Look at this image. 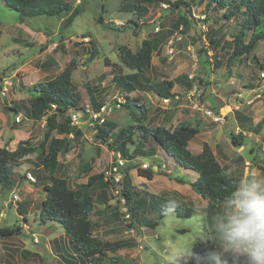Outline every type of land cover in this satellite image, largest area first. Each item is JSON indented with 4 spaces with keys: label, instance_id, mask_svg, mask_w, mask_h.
<instances>
[{
    "label": "rangeland",
    "instance_id": "obj_1",
    "mask_svg": "<svg viewBox=\"0 0 264 264\" xmlns=\"http://www.w3.org/2000/svg\"><path fill=\"white\" fill-rule=\"evenodd\" d=\"M69 1L74 7L78 6L81 13L64 27L66 15L22 19L17 10L0 0V79L13 81L7 96L1 95L0 88V146L13 150L20 141L29 140L38 146L46 139L47 115L31 117L25 107H29V99L35 94V84L53 78L74 59L73 83L82 95L81 106L97 110L92 101L94 97L96 105L113 107L104 122L112 129L110 142L121 130L129 128L134 132L133 141L128 144L131 153L143 141L144 150L152 153L146 157L154 161V167L167 164L163 170L152 168L156 175L151 180L135 175L134 188L140 193L144 188L166 198L162 205L151 201L142 209L139 221L126 218L124 198L115 195L113 187L106 188V203L97 199L101 194L99 185L84 189L94 197L97 212L92 213L91 219L95 237L104 242L119 243V248L102 256L104 262L112 257L115 264H166L170 252L186 246L179 264H188L195 247L213 245L209 239L211 223L206 208L199 210L204 198H199L191 184L196 174L166 156L153 139L144 137L145 132L140 126L161 125L174 129L180 124H196L202 127L203 133L191 141V150L195 152L194 146L203 139L215 152L216 142H226V151L230 155L242 149L246 155V161L242 163L229 164L217 154L222 164L228 165L231 174L243 177L246 171V177L258 176L253 171L258 169L257 166L264 175V129L257 132L260 142L256 140V134L248 133L253 137L245 135V147H235L231 133H239L240 129L234 125L231 114L226 122L210 123L205 110L193 103L192 97L187 98L186 90L165 102L154 91L145 90L143 85L148 81L185 75L181 82L187 88L189 83L193 89L197 87L195 93L200 100L203 97L205 102L209 99L211 105H215L217 97L225 98L227 108L224 111L229 110V106L233 110L250 109L252 120L256 122L264 116V38L249 55L233 57V41L241 29V21L226 16L225 7L217 10L213 8L214 4L208 6V0H186L188 4L177 8L163 3L148 4L149 12L143 18L132 11L131 5L139 0ZM101 16L103 21L99 22ZM253 33L252 29L248 31L246 42ZM179 36L182 39H178ZM146 38L158 39L153 66L139 75L137 89L129 93L114 79L117 74L135 72L122 62L119 47L126 45L137 51ZM213 38L218 42L216 47L211 46ZM202 47L208 51L201 53ZM190 75L194 79H190ZM177 89L176 85L174 90ZM193 93L190 91L189 95ZM236 102L240 104L238 108L234 106ZM12 107H19V113L24 116L21 122L15 121L17 112ZM73 112L78 110L70 111ZM89 118L88 113L76 123L83 133L77 137L70 135L71 149L59 154L60 164L54 173L40 166L36 153H32L15 166L12 184L0 185V227L19 228L12 236L0 237V264H92L83 260L82 252L69 241L60 222H45L40 217L41 203L47 195L45 185L51 183L53 176L65 178L70 187L77 188L87 184L91 175L104 173L115 158L114 150L96 137L95 123ZM52 137L64 135L54 131ZM139 158L142 161L145 157ZM141 161L134 164L137 170L143 168ZM27 172L36 181L29 180ZM14 192L21 196L18 206L24 212L13 202ZM169 200L181 207L192 208L193 215L182 216L176 211L166 214ZM108 204L116 208L104 209ZM161 211H164L163 216ZM143 214L150 222H158L157 226H147Z\"/></svg>",
    "mask_w": 264,
    "mask_h": 264
},
{
    "label": "trees",
    "instance_id": "obj_2",
    "mask_svg": "<svg viewBox=\"0 0 264 264\" xmlns=\"http://www.w3.org/2000/svg\"><path fill=\"white\" fill-rule=\"evenodd\" d=\"M6 3L17 10L21 18L48 15L61 16L66 15L65 25L73 22L74 18L81 13L80 8L74 7L69 0H5ZM195 1V0H192ZM186 0H139L132 6L139 18H143L149 12L148 4H167L170 8H177L188 4ZM214 9L227 8L226 16L230 18H238L241 22V29L234 37L233 57L247 56L255 49L257 43L264 38V0H208V6L213 5ZM167 8V7H166ZM164 9V8H163ZM99 22L103 21V17H99ZM187 21V20H186ZM180 24V23H179ZM179 24L175 26L178 27ZM1 26V20H0ZM260 29L256 31V29ZM252 29L254 33L248 42L245 41L248 31ZM1 34V30H0ZM156 38H146L142 41L140 48L133 51L126 45L119 47V53L122 62L134 73L117 74L115 81L123 86L129 93L137 89L139 75L151 69L154 51L156 48ZM217 41L211 39V46L216 47ZM92 48L95 45L92 42ZM208 50L204 47L200 52L206 53ZM117 66V65H115ZM264 66V65H263ZM262 66V67H263ZM76 68L75 60H71L63 70L53 78L35 84V94L29 99V107H25L27 114L31 117L40 118L47 115L48 131L46 139L35 145L29 140L20 141L18 146L11 150L5 146H0V185L3 187L12 184L17 163L25 159L29 154L36 153V157L40 166L46 168L49 172H55L60 161L58 159L60 153H66L71 149L72 141L70 135L74 137L82 135L81 128L72 123L71 110L85 111V107L81 106L82 95L73 83V72ZM185 75L178 76L176 79H163L158 82L148 81L143 85L147 91H154L162 98H174L176 93L173 91L174 86L182 81ZM189 88H193L192 83L188 84ZM95 109L99 110L102 105L95 104V98L92 97ZM203 102V98H201ZM132 108L130 104L127 105ZM140 106V105H138ZM214 109L212 106H208ZM19 114V107H12ZM216 110V109H215ZM21 114V113H20ZM62 117L61 120L59 118ZM96 126V137L102 143L107 144L114 152L120 151L125 158L135 159L139 156H151L152 153L145 149L143 141L139 142L136 149L131 153L128 149L129 142L133 141V130H121L110 142V136H113L112 129L106 124ZM264 127V116L255 125L254 130L260 132ZM145 132L144 137L153 139L169 156L186 169H191L199 174V177L191 182L192 187L208 201L206 211L209 221L212 225L215 216L223 211V199L233 189L235 182L241 177L231 174L218 160L217 155L213 151L208 142L203 143V149L199 153L192 152L188 145L199 132L200 127L190 124H180L174 129L164 126L145 127L140 126ZM64 135V137H52V133ZM245 135L241 132L231 133V140L234 146L240 147L244 144ZM154 152V151H152ZM236 159L244 161L241 154L236 155ZM134 164L131 163L125 168L123 186L121 190L122 196L126 199V206L131 212L133 219L138 220L142 209L147 207L149 203L155 202L162 205L166 198L151 194L145 189L135 192V188L129 174ZM139 174L148 179H153L156 172L151 169H139ZM99 185L101 194L97 199L107 202L106 188L109 186L116 187L109 180L104 179V173L91 175L87 184L78 185L77 188L70 187L65 178L52 177L51 183L45 185L47 192L46 198L42 201L40 207V217L42 221H56L63 225L65 234L69 240L74 243L79 251L82 252L83 260H88L92 264H115L116 261L112 257L108 262H104L103 255L109 250L119 248L118 244L104 242L98 240L95 235V225L91 219V215L95 211L94 197L87 193L84 189ZM113 187V188H114ZM137 195V196H136ZM105 196V197H103ZM177 205V204H176ZM116 206L105 205L104 209L109 210ZM21 212V206H18ZM175 211L178 215H193L194 210L188 207L177 205ZM163 216L164 211L160 212ZM26 218V217H25ZM147 226L155 228L158 222H150L149 218L143 214ZM19 228L0 227V237H8L15 234ZM213 245L208 247L197 246L192 252V259L188 264H213L209 253L213 249ZM230 264V261H229Z\"/></svg>",
    "mask_w": 264,
    "mask_h": 264
},
{
    "label": "clouds",
    "instance_id": "obj_3",
    "mask_svg": "<svg viewBox=\"0 0 264 264\" xmlns=\"http://www.w3.org/2000/svg\"><path fill=\"white\" fill-rule=\"evenodd\" d=\"M176 202L169 200L166 214ZM209 239L213 264H264V175L241 176L223 199V211L214 217ZM186 246L170 252L166 264H179Z\"/></svg>",
    "mask_w": 264,
    "mask_h": 264
},
{
    "label": "built area",
    "instance_id": "obj_4",
    "mask_svg": "<svg viewBox=\"0 0 264 264\" xmlns=\"http://www.w3.org/2000/svg\"><path fill=\"white\" fill-rule=\"evenodd\" d=\"M160 27H157V30H159ZM178 39H182L181 36L178 37ZM170 45H172V42L170 43ZM262 77L264 78V71L262 72ZM190 79H194L193 75H190ZM13 87V81L10 78H2L0 79V88H1V95L3 96H7V94L9 93L10 89ZM196 89L197 87L194 88V92L193 94L189 95V99H191L190 97L193 98L194 102L196 103V105L199 108H202V110H205V114L211 118V120L213 122H226L227 120V116L226 114L221 113L220 111H217L215 109H212L208 106H206L200 99L199 97H197L196 95ZM163 100L165 102H170L171 98H163ZM121 102H118L117 105H121ZM113 107H108V105H102V107H100L99 110H94V109H90V108H85V111H78V112H73L71 113V117H72V123L76 124L78 123V120L81 117H85V115H87L89 113V119L95 123V124H99L102 125L104 124V122H106V115L108 113H110V111L112 110ZM23 115L22 114H17L14 119L16 122H21L23 119ZM141 161L140 158L137 159H130V158H125L122 153L120 151L115 152V158L111 161L108 169H106V171L104 172V179L105 180H109L113 185H116V187H114V194L115 195H121V190H122V186H123V179H124V171L125 168L128 166L129 162L135 164L137 162ZM141 166L143 168H156L153 166V160H149V159H143L141 161ZM27 178L29 180L32 181H36L35 177L30 173L27 172L26 173ZM13 202L16 204V206L18 207V203L22 200L21 196L17 193L14 192L13 193ZM124 199V207H123V213L126 216V218H131V212L129 210V208L126 206V199L124 196H122ZM38 240V238H37Z\"/></svg>",
    "mask_w": 264,
    "mask_h": 264
},
{
    "label": "crops",
    "instance_id": "obj_5",
    "mask_svg": "<svg viewBox=\"0 0 264 264\" xmlns=\"http://www.w3.org/2000/svg\"><path fill=\"white\" fill-rule=\"evenodd\" d=\"M153 66V65H152ZM176 85L179 87V89H177V91H175L174 90V88H173V91H175V93H176V95H179L178 94V92H182L183 90H186L185 92L187 93V98H188V96H189V93H190V91L192 92V90H194L193 88H187L186 87V84L184 83V82H181V81H179L178 83H176ZM175 85V86H176ZM174 86V87H175ZM187 86H189V85H187ZM252 94H254V93H252ZM175 95V96H176ZM203 98V97H202ZM220 98H222V97H220ZM219 97H217V99H216V104L215 105H211V102H210V100L209 99H207L206 101L207 102H205V100H204V98H203V103L206 105V106H212L214 109H216L217 111H220L221 113H224V114H226V116H227V119H228V116H230L229 114H231V116L233 117V119H234V125L236 126V128L237 129H240V132L241 133H243L244 135H246V136H248V133L249 134H252V135H255V137H256V140L257 141H259L260 142V135H258V133H261V131L264 129V127H263V129L260 131V132H258L257 133V130L255 131L254 130V127H255V125L263 118L262 116L258 119V121H256V122H254L253 120H252V116H251V110L250 109H245V110H243V109H234L233 110V108H231V106H229V110H227V111H224L223 109H226L227 108V106H225L226 104V99L225 98H222V99H220ZM239 103H242V101L240 100L239 101ZM238 102H236V104L234 105L235 107H237L238 108V105H240ZM229 105V104H228ZM208 117V116H207ZM209 118V120H210V123L212 122V123H216V122H213L212 120H211V118L210 117H208ZM190 120H193V118H191ZM190 125H192V126H196V124L194 125V124H190ZM251 125H253V126H251ZM250 127H252V128H250ZM200 133H203V129H202V127H200V132L195 136V137H197ZM232 133H234V132H232ZM252 135H250V136H248V137H253ZM194 137V138H195ZM193 138V139H194ZM192 139V140H193ZM192 140H190V142H189V145H188V147H189V149L191 150V141ZM232 141V140H231ZM204 142H208V141H206V140H202V141H200L198 144H196L195 146H194V153H199V152H201L202 151V149H203V143ZM209 143V142H208ZM210 144V143H209ZM211 145V144H210ZM225 145H226V142L225 143H218V142H216V144H215V148L217 149V152H215L214 151V149H213V147H212V145H211V147H212V149H213V151L215 152V154L217 155V158H218V154H220V155H222V159H224L226 162H228L229 164H232V163H242V162H245L246 160H244V161H241V160H239V159H236V155L237 154H241L243 157H244V159H246V155L243 153V151H241L240 149L238 150H236L235 151V153H233V155H230L231 153H229L228 151H226L227 149H226V147H225ZM228 146V145H227ZM236 147V146H235ZM240 147H245V142H244V144L242 145V146H240ZM192 151V150H191ZM193 152V151H192ZM218 153V154H217ZM165 154H166V156H168V157H171V158H173L172 156H169L166 152H165ZM137 158H139V157H136L135 159H137ZM175 160V159H174ZM218 160L220 161V159L218 158ZM140 162V161H139ZM221 162V161H220ZM177 163V162H176ZM249 163V162H248ZM153 164H154V161H153ZM178 164V163H177ZM221 164H222V162H221ZM179 165V164H178ZM223 165V164H222ZM180 166V165H179ZM226 169H227V171L229 172L230 170L227 168V166L228 165H226V164H224L223 165ZM133 167H135V166H133ZM155 167H158V170H163V169H166L167 168V164H165V163H163V164H161L160 166H155ZM181 168H183L182 166H180ZM249 167H247V169H248ZM257 170H253L255 173H257L258 174V176H260V175H262V173H263V170L261 169V168H259L258 166H257ZM139 169L140 168H138V170H137V168H132L131 170H129V174H130V176H131V179H132V182H133V185L135 186V183H134V179H135V175L137 174V175H139ZM186 169V168H185ZM186 170H189V169H186ZM192 171H194V170H192ZM195 172V176H194V178H195V180L199 177V174L196 172V171H194ZM252 174H253V172H252ZM156 175V174H155ZM254 175V174H253ZM140 176V175H139ZM247 176V171H246V174H244V177H246ZM141 177H144V176H141ZM155 177V176H154ZM151 180V179H150ZM195 180H193V181H191V182H194ZM142 189H144V188H142ZM138 190H136L135 189V192H137ZM197 192V191H196ZM198 193V192H197ZM153 194H156V193H153ZM199 194V193H198ZM137 196V195H136ZM158 196V195H157ZM164 197V196H163ZM199 198L201 199V198H203L200 194H199ZM201 201H202V203H201V207L199 208V210H202L203 211V208H206L207 207V205H208V201L204 198V199H201ZM69 239V238H68ZM70 241V240H69ZM77 255V254H76ZM88 260H86V262H87Z\"/></svg>",
    "mask_w": 264,
    "mask_h": 264
},
{
    "label": "water",
    "instance_id": "obj_6",
    "mask_svg": "<svg viewBox=\"0 0 264 264\" xmlns=\"http://www.w3.org/2000/svg\"><path fill=\"white\" fill-rule=\"evenodd\" d=\"M144 159H149V160H151L149 157H145Z\"/></svg>",
    "mask_w": 264,
    "mask_h": 264
}]
</instances>
